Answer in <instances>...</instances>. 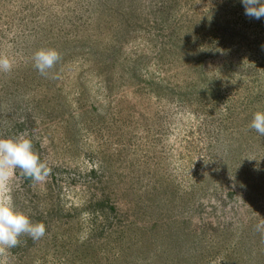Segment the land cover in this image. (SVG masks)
I'll return each mask as SVG.
<instances>
[{
  "label": "rangeland",
  "instance_id": "374dc122",
  "mask_svg": "<svg viewBox=\"0 0 264 264\" xmlns=\"http://www.w3.org/2000/svg\"><path fill=\"white\" fill-rule=\"evenodd\" d=\"M40 48L62 56L47 78ZM0 54V137L27 132L51 167L15 173L46 234L3 264H264V17L241 0H0Z\"/></svg>",
  "mask_w": 264,
  "mask_h": 264
},
{
  "label": "clouds",
  "instance_id": "9594fccd",
  "mask_svg": "<svg viewBox=\"0 0 264 264\" xmlns=\"http://www.w3.org/2000/svg\"><path fill=\"white\" fill-rule=\"evenodd\" d=\"M241 2L248 17H264V0ZM32 60L38 73L47 78L49 72L62 60V56L54 48H40L33 54ZM12 69L13 61L7 55L0 54V72L8 73ZM52 78L57 77L54 75ZM249 127L264 137V110L254 112ZM17 170L33 184H43L51 173L48 161L41 159L27 132L0 137V256L17 247L21 236L30 237L35 242L46 234L44 223L34 222L28 213L18 209L14 203L10 193ZM256 230L264 239V218L256 225ZM0 264L3 262L0 261Z\"/></svg>",
  "mask_w": 264,
  "mask_h": 264
}]
</instances>
